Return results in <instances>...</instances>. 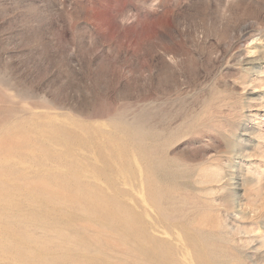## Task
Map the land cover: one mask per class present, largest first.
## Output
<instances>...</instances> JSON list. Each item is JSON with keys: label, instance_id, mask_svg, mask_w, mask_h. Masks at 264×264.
<instances>
[{"label": "rangeland", "instance_id": "obj_1", "mask_svg": "<svg viewBox=\"0 0 264 264\" xmlns=\"http://www.w3.org/2000/svg\"><path fill=\"white\" fill-rule=\"evenodd\" d=\"M149 246L264 264V0H0V264Z\"/></svg>", "mask_w": 264, "mask_h": 264}, {"label": "bare ground", "instance_id": "obj_2", "mask_svg": "<svg viewBox=\"0 0 264 264\" xmlns=\"http://www.w3.org/2000/svg\"><path fill=\"white\" fill-rule=\"evenodd\" d=\"M32 141H33V140H32ZM36 141H37V140H36ZM7 154H8V152H7ZM7 157H8V156H7ZM149 160H150V158H149ZM6 161H7V160H6ZM145 163H146V162H145ZM156 163H157V162H156ZM156 163H154V164H156ZM154 164H153V165H154ZM157 164H158V163H157ZM151 165H152V164H151ZM158 165H159V167H160V164H158ZM158 165H156V167H157ZM151 169H152V168H151ZM156 169H157V168L154 167V170H152V171H155ZM157 170H158V169H157ZM156 175H158V174H156ZM142 177H143V176H142ZM44 181L46 182V183H45L46 185H47V183L50 182V181H48V180H44ZM140 181H141V180H140ZM45 184H43V185H45ZM58 186H59V185H58ZM106 190H107V189H106ZM52 192H53V191H52ZM59 192H60V194L63 193V192H61V191H59ZM9 193H10V192H9ZM53 193H54V192H53ZM55 193L58 195L57 192H55ZM105 194H106V193H105ZM8 195H10V194H8ZM114 196H115V195H114ZM140 203H141V202H140ZM135 205H136V204H135ZM142 205H143V204H142ZM104 212H105V211H104ZM118 223H119V222H118ZM155 224H156V223H155ZM116 226H117V225H116ZM145 232H146V231H145ZM133 235H134V234H133ZM136 238H138V240H139L140 237H137V236H136ZM138 240H137V241H138ZM142 241H143V240H142ZM190 241H192V240H190ZM139 242H140V241H139ZM190 243H191V242H190ZM143 244H144V243L142 242V245H143ZM153 244H154V243H153ZM191 244H192V243H191ZM194 244H195V243H194ZM197 244H198V243H197ZM197 244H196V245H197ZM154 245H156V244H154ZM198 245H199V244H198ZM198 245H197V246H198ZM140 246H141V245H140ZM192 246H194V245L192 244ZM199 246H201V245H199ZM199 246H198V247H199ZM141 247H142V246H141ZM149 247L151 248V246H149ZM198 247L196 248V246H195L194 249H195V250H196V249H199L200 247H199V248H198ZM202 247H203V246H202ZM205 247H206V246H204V248H205ZM137 248H138V247H137ZM160 248H161V247H160ZM145 249H146V247H145ZM164 249H165V248H164ZM171 249H172V248H171ZM205 249H206V248H205ZM141 250H142V249H141ZM191 250H193V248H192ZM199 250H200V252H202V250L204 251V249H202V250L199 249ZM169 251H171V250H169ZM173 251H174V250H173ZM173 251H171V252H172V255L174 256ZM196 251H197V250H196ZM142 252H143V251H142ZM166 252H167V251H166ZM166 252H165V253H166ZM193 252H194V250H193ZM197 252H198V251H197ZM197 252H195V253L197 254ZM174 253H175V252H174ZM191 253H192V251H191ZM195 253H193V254H195ZM198 253H199V252H198ZM144 254H145V255L147 254L148 258L150 259L149 261H152V262H153L152 264H154V263H155V264H172V263L175 261V260H173V262L171 263V259H172V258L169 257V258H171V259H169V258L167 257V255L164 254V251H163V250H160L158 247H156V248L154 247L153 249H152V248H151V249H146L145 252H144ZM167 254H168V253H167ZM176 254H177V253H176ZM204 254H205V253H204ZM204 254L200 253V256H204ZM190 255H191V254H190ZM206 255H207V254H206ZM206 255H205V256H206ZM208 255H210V254L208 253ZM170 256H171V254H170ZM173 256H172V257H173ZM177 256H178V255H177ZM194 256H196V255H194ZM200 256H199V257H200ZM205 256H204V258H205ZM174 257H175V256H174ZM174 257H173V258H174ZM191 257H192V256H191ZM199 257H197V259H198ZM209 258H211V257H209ZM193 259H195V257H194ZM197 259H196V260H197ZM211 259H212V258H211ZM200 260H201V258H200ZM205 260H206L205 263H207V262H211L210 264L213 263V261H207V258H206ZM180 261H181V260H180ZM198 261H199V259H198ZM198 261H197V262H198ZM202 261H203V259H202ZM215 261H216V260H214V263H216ZM178 262H179V259H178ZM217 262H218V261H217ZM179 263H180V262H179ZM181 263H182V261H181ZM205 263H204V264H205ZM175 264H176V263H175ZM199 264H200V262H199Z\"/></svg>", "mask_w": 264, "mask_h": 264}]
</instances>
